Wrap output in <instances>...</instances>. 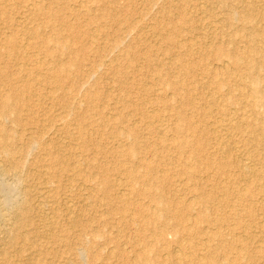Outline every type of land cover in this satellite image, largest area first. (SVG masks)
Wrapping results in <instances>:
<instances>
[{
  "label": "rangeland",
  "instance_id": "obj_1",
  "mask_svg": "<svg viewBox=\"0 0 264 264\" xmlns=\"http://www.w3.org/2000/svg\"><path fill=\"white\" fill-rule=\"evenodd\" d=\"M33 1L35 2V4H32ZM105 1L106 0H104V1L103 0H0V65H1L0 66V72L6 73L5 78H9V77H10V79L12 78L11 80L9 79V81H7V85H5V84L0 85V95L5 94L7 92V90L10 89V86H11V88L13 87L17 91L19 89H24V93L22 95H26V97L29 99L25 103V107L23 108L22 112H20L21 113L20 117L25 121V125L23 124V126L22 125L18 126V125L13 124L12 123V115L7 117L8 119L7 118L3 119V121H5V122H2V120H0V123L2 122L4 129L9 131V133L12 135V137H9L8 135H6V133L4 134L5 136L2 134L4 137L1 136L0 141L4 140L3 142H7L9 147H10V150L12 151V154H13L12 155V157H13L12 158L13 159L12 164L6 163L5 161H3L4 159L2 157H0L2 159V160L0 159L1 160L0 161V167H3V165H4L3 168H6V167L10 168V169L6 168V170H7V172L5 174L6 176L4 175V178L2 176L1 181H3V182L6 181V184L10 181L8 184H10V183L12 184L13 183V179H12L13 173L11 172L12 171L11 165H17V167L19 165L18 173H19V171H21L22 175L20 172L18 176H19V178L24 179V180L22 181L20 179L21 182L19 181L20 184H18V188L20 189V191H22L24 189L23 191H25V192L28 189V192H26L28 195L27 194L26 195H27V197L31 195L30 197H28L29 203H31V204H29V209H28L29 211H27L25 216H23L24 218L22 217L23 221H20V222H22L21 224L24 223V226L25 227L28 226V227L27 228L21 227V228H23V231L20 228L18 233L21 236L20 238H23V236H29L31 241H34V244H35V245L34 244L31 245L30 244L31 241H30V242H26V243H29V244H26L27 245L26 246L25 243L21 239H19L15 243L12 244L14 247H10L12 245H8L5 242L3 243V241H1L3 238L2 233H4V231L9 229V226H10L9 223H7V222H10L8 220L9 217L7 218L8 213L10 212L9 211L10 209L0 208V214L4 213L6 215L4 219L3 218L0 219V226H1L0 241L2 242V243L1 242L0 243L3 244V248H2V245L0 244V249H1L0 250V252H1L0 264H23V262H25L24 264H37V263L38 264H58V263L60 264V263H62V261H65L66 258H67V260H69L73 264H94V263L95 264H173V263L174 264H183V263L184 264H188V263L200 264V262L197 259H199V258L205 259L206 256L209 255V252H207V250L205 248L207 245L206 237L211 235L214 232V230H216V229H219L221 231V233L223 235V239L225 242H227V241L230 242L232 240L231 242L233 244H236V245L234 246V249H232L231 252L229 250V252H227V255L224 254L225 256L223 258L221 257V254H217V255L213 254V256L210 259L209 264H222V263L226 264V262H227V264H242V263L243 264H250V263H252V264H254V263L255 264L256 263L257 264H264V239H262V238H264V231H263L264 230V227H263L264 226V221H263L264 220L263 219L264 218V215H263L264 214V211H263L264 210L263 209L264 208L263 207L264 206V202H263L264 197H262L260 195H258L257 197L253 196V198H252L256 202V207H253L251 215H253V216L255 215L254 218H256V219H254L253 216L249 215L250 213L249 214L246 213V211H247L246 209H245V211H242L243 209H242V207H240L238 209V212L239 213L241 212V213L240 214L238 213V215H239V216H237L238 218L235 217L236 218L235 219L233 216H230V217H228L230 219L226 218V220H225L226 222L224 221L225 223L222 222L223 223L222 224L219 222V220H217L216 217L221 218V219L227 217L226 215L223 214V212L224 211L226 213L232 212L231 207L229 209H227V208L226 209H220V210H218V211H220V213H219L217 210L214 209L215 208L214 204L208 205V207H207V205L206 206H200V205L195 204L193 207V208H196L195 210L201 209L203 207H206V208L210 207V209L209 210L206 209V211H207V214L210 213L208 215L209 218L211 216L210 220H213L215 223H217V225H215L216 229H215L214 225H209L206 222H199L198 225H202V226H200V227L198 226L197 229L202 230V233L199 235L195 234V233L189 235V233H191V232H186L187 230H185V229H186V227L189 226L190 220L193 217L191 214V215H187L186 218L183 220V222H181L180 224L175 222V224H176L175 225L174 221H171V225H168L169 227H167V226L163 227L162 222H160V221H159V223H158V221H152L150 223V225L147 227V229H149V231L146 230V231L135 236V234H137V233H135L133 231L136 229V227L143 225V218L141 216L142 214L140 213L141 214L140 215V214L136 213L137 211H139L138 206L141 205L144 208V207L149 205L150 207L155 208V210H157L159 207V210H162L164 212H165V208L168 209L167 211H169V212H176L174 210L177 206L174 205L176 203L172 200H175V198H176L175 201L182 200L181 203H183V202L188 203L194 199L189 194L188 190H187V192H183V193L179 192L177 190L181 186L186 185V184H190V183L185 182V181H183V179H179L177 177L172 178L171 175L167 173L168 171L171 170L170 172H172V171L180 170L183 166H185V164H188V165L189 164H193V165L200 164L201 160L206 155L220 159L221 158L220 153H218L214 148H212V144L217 143L216 141H213L214 137L217 138V140H219L218 143H222L223 141L225 143L226 140H228L226 143L233 142L230 150L232 148H233V150H235L234 148L237 147L236 148L237 151L236 150L230 151L229 149L226 151L227 152L226 160L230 159V160L235 161L236 158L237 159L241 158L244 160V157L247 159L245 151H247L250 147L247 143H246L247 145H245L244 140H242V139L246 138L245 134L248 133V130L251 131L250 126H252V124H251L252 120L250 118L256 117L255 119H257L258 116H260V114H256L253 110H251L249 107H247V103L245 102L247 100H246V98H244L242 96V95H244V93L248 89V86L246 84L247 79H246V77H243L240 75L241 73L238 69H235L234 67L232 68L227 56L226 57H220L223 60L218 62V61H216L218 58L214 59V55L212 53L211 55L213 57H210L208 59L209 61L208 60L206 61L211 66L217 67L216 70H217L218 76H216V77H214L213 75H210V74L201 73L199 70H197L199 68L198 66L194 67L195 68V70H194L195 74H194V76H191V77L181 78V77H179V74H177L175 72V71H177V72L183 71L181 69V64L179 65L178 62L176 63L174 61L170 62L171 61L169 59L170 57L163 53L161 48L165 47L166 41H164V40L160 39V37H158V35L155 33L156 31L154 29V26L157 24L156 21L158 18L159 19L158 24L161 21L160 24L162 25V30H161L162 34L170 31V28H168L169 26L166 25V22L168 19H171V18L176 19V11L174 9H172L170 11V8H172V5H174L173 7H177V6L179 7L181 0H171V1L170 0H166V1L165 0H151V2H150V0L149 1L143 0L144 2L147 3V4L144 3L143 5L140 3V0H117V1L108 0V1H111V2L114 1V3L116 2L115 3L116 4L115 11L117 13L120 12L118 14L123 19L131 20V21H135V22H141L140 24L142 25V27H141L142 29L140 28L141 31L139 32L137 37L142 39L144 42H145V40L148 42L151 41L152 44L151 43H148V44L155 46V48L157 50V54L159 55L158 57H161L166 64L169 63L168 68H169L170 74H168V73L164 74L163 78L173 80L174 78L179 77V79H182V81H181L182 84H189L188 87H190V89H196L194 92V94L196 95V98H198L196 102H197V104H200L199 106H201L200 110H198V112H196V114L192 113L193 111L190 109V107L185 105V103H186V100L184 98L185 95H176V97H175L173 94H171L170 90H165L159 85L157 78L154 76V74L151 73V71H149L146 68V66L144 65V63H142V61H139L136 59H134V61H132V60L130 61L128 57L124 56L125 53H127L126 49H128V48L126 47V49H125V46L127 44L128 45L129 44L135 45V46H137L136 49H140V48H142L141 45H144L147 43L146 42L144 44H138L135 41H133L132 39L135 36V34H133V33L130 35V39L127 38L124 40L123 46H121V48H120V50H122V52L124 51L123 52L124 54L122 53V56H119L120 58H117L115 61H113L112 65H108V66L105 65V66L99 67L101 62L99 63L98 56H97L95 51L97 49H101V50L105 51V53H106L108 51L109 46H110V42L116 36L115 31L113 30V28H111L110 22L107 20V18H104L102 16L103 15L102 14L103 6L106 5V3H108V1H106V2ZM127 1H129L130 3H132L134 5L135 10H134V13H132V14L127 13L125 11V8H123V5H125L127 3ZM193 1L195 2L196 0H192V1L188 2L187 5L193 7V4H194ZM215 1H218V2L212 1V2L207 3L204 0V5H203V0L202 1L200 0L199 1L200 3H198V5H202L204 7L205 6L207 7L208 13L209 12L211 13L210 16H214L212 18H210L206 14L201 13L195 7H193L192 9L191 8L189 9L187 19L189 18L188 19L189 23L193 26V28L190 29V31L193 34H189L191 32L188 30L189 31V32L187 31L188 34L186 32H183L182 34H180L181 36L180 35L177 36L176 39L178 40V43L181 46L177 47L176 49L171 50L172 56L173 55L182 56V54H183L182 52H184V50H182L181 48H183V49L185 48L188 51L191 50V54L189 56L190 58L189 57H187V58L188 59H191V58L194 59V58L199 56L196 54V50L199 48H202L204 46L207 49H209V48L212 49L214 47L215 48L216 47L221 48V50H223L226 54H228V53L231 54L232 52L237 51V50L243 51V50H246V46H247L245 44V40H243V38H242L243 37L242 35L245 34V33H243V31L246 32V30L243 29V27H245V26L248 27L250 25H254L257 28H260V27L264 26V23H261L262 21L264 22V19L262 20L260 18H257L258 21L255 20L254 18L253 19L250 18V21L249 20L244 21L242 19L240 20V16H241V12H242L241 6H242V3L244 2V0H241V1L240 0H215ZM222 1H223V3H222ZM263 1L262 2L260 1L262 4H260V2L258 3L259 5H261L260 6V8H262L261 10H264ZM213 2H214V4H212ZM196 3H197V1H196ZM169 4H170V6H169ZM150 5H152V6L150 7ZM86 6H90V9L87 8L89 11L88 10L83 11V9L81 8V7L85 8ZM41 8H42V10H41ZM80 8H81V10L78 11V9H80ZM232 8L234 10L237 9L235 11L236 13H238L240 10V13L238 14V16L236 14L237 19L235 18V20H233L232 22H229L230 23V24L228 23L229 25H224V23L226 22L225 20L227 19V17H229V14H230L229 10H231ZM77 11H78V13H77ZM71 12H73V13H71ZM136 12H137V15H136ZM173 12H175V13L173 14ZM261 12L264 13V11H261ZM46 16H49L50 20ZM51 16H52V18H51ZM159 16H160V18H159ZM139 18H140V20H139ZM221 21H222L223 25L225 26V28L221 27L222 26V23H220ZM245 22L249 23V24L250 23H253V24H250V25L246 24L243 26V24H245ZM61 23H64V24L67 23L68 25L71 24V26H73V27L72 28L67 27L66 30H59V28H60L59 25ZM212 23H214L215 26ZM260 23H261V26L258 27ZM146 24H147V26H146ZM219 24L221 25L220 27L218 26ZM241 24H242V26H241ZM37 25H41L40 32H41L42 36H44V35L45 36L55 35L61 41L67 42L68 46L56 48L57 51L55 52V55H53V56L45 53V48L47 45H45L44 43L39 44L38 46H34V45L28 46V44L30 43V40L27 39V37L25 36L23 31L25 29L33 30L35 27H37ZM241 27H242V29H241ZM78 28H80V30H77ZM77 31H80L81 33L77 32ZM214 31H216L217 33ZM237 31H242V32H237ZM84 32H85V34H84ZM86 32H87V34H86ZM202 32H203V34H202ZM194 33H195V35H194ZM213 33H214V35H212ZM219 33L221 34L219 36V38L214 37V36L219 35ZM222 33H223V35H222ZM240 33H241V35H240ZM88 34H93L94 38L91 39V37H88ZM188 35H189V37H188ZM230 35L231 36L233 35V36L230 38ZM236 35L238 36L237 38H236ZM239 35H240V37H239ZM8 37H12L11 43L6 42ZM204 37H207V38L205 39ZM5 38H6V40H4ZM232 38H235V39L230 40ZM38 40H40V39H38ZM219 40H221V41H219ZM258 43L260 45V43H263V42L261 39H258L257 44ZM195 44H196V47L194 46ZM187 45H189V46H187ZM186 47H188V48H186ZM84 48L86 49V53H85V58L83 61V63H84L83 67L79 70V72H78V69L76 68V73L73 72V74L71 75L75 78V75L78 73V78H75V80L73 78L74 81H72V78L68 77L69 76V74H68V76L63 77L62 82L60 84L58 83L59 85L57 86L56 81H55L56 77L61 75L57 71L58 65L60 63H67L72 57H74L73 55L75 53L78 54V52ZM234 49H237V50H234ZM223 51H221V52L223 53ZM158 52H160V53H158ZM221 52L218 51L217 56L219 54H221ZM191 55H192V57H191ZM220 58L218 60H220ZM222 62L223 63L225 62V63L223 64ZM175 63L177 64V66L178 65L180 66L179 69H176ZM89 64H91V65L94 64V65L91 68H88ZM152 64L153 63H150V65H147V67L150 68V70H152L154 68V65H152ZM172 64H173V66H172ZM220 66L221 67L223 66L226 71L222 70V69L220 70L219 69ZM182 67H183V65H182ZM123 69H125L128 72V75L125 76L124 74H122ZM33 72H35V73H33ZM71 72H72V70H71ZM83 73L84 74L88 73L87 75H84L85 78L83 76H81ZM173 73H175V74H173ZM9 74L12 76L8 77ZM43 76H45L44 77L45 80L41 79V77H43ZM262 82L264 83L263 80H262ZM262 82H261V87L263 88L264 84ZM72 85H75L74 88H72ZM241 93H243V94H241ZM16 94L21 95V93L20 94L16 93ZM14 95H15V93H14ZM65 95H72L71 96L72 99L68 100L69 103L71 102V105H73L72 108H70V109L68 107H66V104H65L66 101H65V99H63V97ZM230 95L237 97V98H239V100H241V102H240L241 104L238 103V106L240 105L243 107V104H244L245 107L239 108L238 106L236 107V104L235 105L229 104L230 103L229 101H231V98H232ZM161 97H163L162 99L164 101L163 102L164 106L162 105L163 103H160L161 101L159 99H161ZM208 97L210 99L215 98L217 103L214 104V107H210V112H209L208 116L204 119L205 126H207V127L203 128V130H201L200 128H197V130L195 129L194 132L189 131L186 128L185 123L197 122V120H195L194 118L197 119V116L200 115V113H203V111L205 112L204 109H205L206 105L205 104L203 105L202 103L204 102L207 104V100H209ZM123 99L130 100L139 106L142 105L141 107L146 111V113L148 115L150 112H151L150 115L158 114V116L161 117V120L157 123V128H159V131L162 128L164 130H166L168 132L167 137H169V138L173 137V132L171 129L173 127H175V125L178 123L177 119H176V112H175L177 107H180L182 114L186 118L183 124L179 123V124H177V126L182 125V129L180 130V133L182 135H184L183 137L185 140H187L188 142L191 143V145L193 147L192 152H191V149H188V148H185V150L183 149L182 151H178V150L172 149L171 146L169 147V149H166L165 151L160 152L159 149L152 146V144L154 145V142L147 141V143H149V145H148L145 141L140 140L139 144H141V146L143 147V150H145V152H143L141 154L136 152L135 156L132 158H129L128 160H126L125 158H117V160L119 162H121L122 165L134 166L136 168V170L139 172H142L141 171L142 168L140 167V159H144V157L146 159L147 164H151L152 166L155 165L154 167H157L160 164L159 163L160 158L168 159V162L170 164H169V166H167V168H168L167 172L166 173L160 172V170L158 169L159 172L157 174L154 173L153 176H155L156 178H161V179L165 177L164 179H166V183H168L169 185L168 184L164 185V184H160V183L155 184V183L151 182L150 183L151 186L150 185L146 186L150 189L151 192L154 191L155 194H157V195L160 194V196H162V197L169 198L170 201L168 199V203H162V205H161V203L153 204V203H151L152 202L151 200H149L148 198H146L144 196L137 195L135 192H132V190L130 192H129V190H126L127 188L123 189V190L122 189L119 190L117 185H119L121 182L124 184L125 183L129 184L128 180L126 179L125 175H123V174H119V175H117V173H114L113 175H111L112 173L109 174V179H108L107 183L110 184L112 188L110 191H104V189L102 188L103 181L101 178V173H99L97 171L98 168L95 170L93 169V171H91L90 164H92V165L96 164V166H97V163L98 164L101 163L100 166H104V165L109 166L108 157L110 155H108V154L100 155L99 153H97V148L103 147L102 150H108L111 147H117L118 145H119V147H123L125 145L124 142L116 141V140L106 136L114 129L115 125L113 124L114 123L113 118L115 117L116 114L122 112V114L125 116V124L123 126H130V128L132 126L134 128H137L140 131V133H143V129H142L141 125L136 122V120L138 119V114H133L131 111V108H129V107L122 108L118 103L116 104V101L123 100ZM199 100H201V103ZM239 100H238V102H239ZM154 101H156L159 104L157 105V103H154L156 106L154 104L150 105ZM202 106L204 107V109ZM229 106H230V108H229ZM221 108H223L225 110H222ZM237 108H239L240 110ZM67 109H68V111H66ZM229 109H231V110H229ZM234 111L235 112L238 111V112L235 113ZM28 112H30V113H28ZM209 115H211V116H209ZM55 116H56V118H55ZM68 116H70V117H68ZM105 116H106V118H105ZM108 116H110L111 118ZM236 116H237V119H236ZM53 118H55V119H53ZM209 118H211V120H209ZM215 118L220 119L219 123H218L220 130L219 129L217 130L216 136L213 132H211L213 134H210L209 132H207V130H209L210 125H213ZM246 118L249 121V125H248V121L246 120ZM230 119L232 121H230ZM233 120H234V122H233ZM7 121H8V123H7ZM39 121L40 122L42 121L43 123H40ZM62 121H64V122H62ZM207 122L209 125H206ZM49 123L52 127H50V126L48 127ZM220 123L221 124L223 123V124L221 125ZM229 123L231 125L233 123L239 124L240 126L243 125L241 128H243L244 131L243 130L237 131L234 129H232V130L227 129L226 127H228L230 125ZM108 125H110V126H108ZM6 126H7V128H6ZM55 127H57V128H55ZM220 127H223V128H220ZM13 128H15V129H13ZM31 129L36 131V132H34V131L32 132ZM37 129H38V131H37ZM27 130L29 132H27ZM96 130H98V133H100L104 136L102 138H100L99 135L96 133ZM225 130H227V131H225ZM54 131H55V133H54ZM36 133L39 136L38 137L36 136L34 138H36V139L40 138V139H42V142L38 146L33 147L32 148L33 150H31V153L27 152V150H24L25 147L27 146L26 144H28L29 138L30 137L33 138V136ZM43 133H45V134H43ZM240 133H242L244 135L240 136ZM47 134L49 136V139H47L48 138ZM231 134H232V136H231ZM55 135H56V137H55ZM218 135L220 138H218ZM26 136H28L27 139H26ZM203 136H205V141H202L201 148L198 149V147L196 145L193 146V144L196 141V138L203 137ZM192 137L193 138L195 137V140ZM223 138H227V139H223ZM80 139H82V140H80ZM107 139H109V140H107ZM192 139L194 140L193 142L191 141ZM51 140L54 142H52ZM233 140H235V141H233ZM240 140H242V141H240ZM84 141L87 142V146H85V147L82 146V145H85ZM18 142H20L22 144H20ZM235 143L236 144L238 143L237 146ZM51 144H53V145H51ZM11 145L13 148L11 147ZM243 145H244L245 149L247 147V150H245L243 148ZM56 147H58V148H56ZM262 147L261 146L258 147L259 148L258 149L259 154H261L258 156H260V157L257 156V159L254 158L253 159V160H255L254 162H253L252 158L249 160L247 159L250 162H248L247 160H244V162L247 163V165H249V163H250V165L252 167L255 166L257 162L259 163V161L256 162V160H258L262 156H264L263 155L264 150ZM59 149L65 150V152H67L65 154L68 156H69V154H71L70 156L72 158H70V156H69L71 162L74 163V165L76 166V168L79 171L81 170L80 172L82 173V175L80 173V174H78V176L70 179L66 172H62L60 170V166H59V162H58L59 157L57 154V151ZM239 149H241V150H239ZM152 150H155L158 153L153 154ZM243 150H244V152H243ZM261 152H263V153H261ZM239 153H241V157L239 156L240 155ZM35 154H37V155H35ZM43 154H44V156L42 157ZM75 154H76V156H75ZM244 154H245V156H244ZM14 157H16V158H14ZM22 157H23V159H22ZM197 157H199V158H197ZM76 158H78L79 160ZM38 159H40V160H38ZM14 160H15V162H14ZM52 160H53V163H52ZM54 162H56V163L54 164ZM1 164H2V166H1ZM259 164H261V163H259ZM259 164H257V165L260 166ZM22 165H24V166H22ZM53 165H55V166H53ZM258 166H257V168H259ZM44 167L45 168L48 167V168L45 169ZM50 167H51V169H49ZM231 169H232L231 171L235 173L236 168L232 167ZM50 170H52L51 174H50ZM57 170L59 172H57ZM192 170L197 171L195 175H198L201 178L202 183H205V182H216L217 183V181H218V179H215V176L212 172H209V171L207 172V171H203V170L202 171L196 170L194 167ZM56 173H58V174H56ZM43 174L47 175L46 179H45V176H42ZM60 175H61V177H63V175H64L66 178L64 177L62 179V178H60ZM202 176H204V177H202ZM223 176H226V174ZM223 176H221L220 182L222 184L224 183L225 185L227 184L229 186H232L233 185L232 184L233 183L232 178L228 177L229 179H227L226 177L228 175L226 177H223ZM87 177L90 179H88ZM57 178H59L61 180H59V179L57 180ZM180 178H185V177L182 176ZM203 178H204V180H202ZM230 178H231V180H230ZM73 180H74V182H73ZM88 180H90L89 181L90 184H89ZM228 180H230V182ZM57 181L60 182L61 185ZM66 181H68V182H66ZM83 181L86 183H84ZM179 181H181V182H179ZM222 181H224V182H222ZM50 182L51 183L54 182L53 183L54 186H53V184H50ZM87 182H88V184H87ZM130 182H131V185H133L136 188H140V186L145 187V185H143V183H145V182L142 180L139 181V180L133 179L132 181L130 180ZM259 183L256 182V185H258ZM55 184H56L57 189L60 188V189H58V191L60 190L62 192L59 191L57 193V189H55ZM91 184H92V186H91ZM39 185H41V186H39ZM63 185H65V186L68 185V186H66L67 187L66 188ZM95 185H98V186H95ZM262 185H264V184H262ZM20 186H23L24 188L20 187ZM51 186H52V188L54 187L53 196H52ZM78 186H79V188H78ZM188 186L186 185V187H188ZM240 186L242 187L241 189H240ZM243 186H244L243 182L238 180V182H235L232 187H234L233 190H239L240 189L239 191H242V189H243V192H244L245 188ZM62 187L66 188V189H68V188H70V189L66 190L64 188L62 189ZM82 187H84L83 190H82ZM36 188L37 189L39 188L38 191ZM175 188H177V189H175ZM88 189L91 191L86 192ZM35 190L37 193L35 192ZM92 190H93V192H92ZM66 191L67 192L69 191L71 197H70L69 193H67ZM79 191H81V192H79ZM34 192H35V194H34ZM38 192H40L41 194ZM190 192L194 193L193 191H191V187H190ZM81 193H83V194H81ZM115 193H117V194H115ZM120 193L125 194V197H127L128 199L131 200V208L126 211L127 216H128L127 218H125L124 216H119V214H113L112 213V209H114L116 206H118L115 203V198L118 197L119 195H121ZM48 194H50V196H48ZM37 195H39V196H37ZM54 195L58 199H55ZM259 196H260V198H258ZM31 197H33V198H31ZM50 197H51V199H49ZM82 197H84V198H82ZM90 197H91V199H89ZM110 197L113 199L112 200L109 199ZM179 197H180V199H179ZM72 198H74V200H76V201L70 200ZM52 199H54V200H52ZM249 200H250V198H249ZM249 200L246 201L245 203L243 202V206H244V204L246 205L249 202ZM53 201H55V202H53ZM86 201H88V202L90 201L91 205L87 204L88 202H86ZM61 202H62V204H61ZM69 202H71V203H69ZM35 203H37V204H35ZM258 203L260 206L258 205ZM48 204H50V205H48ZM53 204L56 206H54ZM67 205H68V207H67ZM82 205H84V206H82ZM95 205H96V207H95ZM51 206H52V208H51ZM74 206H76V207H74ZM77 206H79V207L77 208ZM254 206H255V204H254ZM46 207H48V208L46 209ZM82 207H84V208L81 209ZM30 208H32L33 210ZM50 208H51V210L52 209L53 210L51 211ZM75 209H77V210H75ZM94 209H95V211H94ZM170 209H172V210H170ZM254 209H255V211H254ZM3 210H5V211H3ZM86 210L88 211V214H87ZM105 210H106V212H105ZM256 210H257V212H256ZM261 210L263 211V213L261 212ZM30 211L32 213L28 214V215H30V217H29L27 215V213H30ZM37 211H39L40 213ZM56 211H60V212H56ZM61 211H63V212L61 213ZM64 211H66V213H64ZM5 212H7V213H5ZM80 212H81V214H80ZM169 212H168V214H169ZM58 213H60V214H58ZM71 213H72V215L75 213L74 215H76V216L80 215V216H78V217H80V219H78L79 226L71 227L70 228L71 230H70L68 228L69 224H67V223H68V215H71ZM242 213H244V214L242 215ZM48 214H50V215H48ZM52 214H54V215H52ZM56 214H58V216H56ZM221 214H222V216H220ZM64 215L67 217L65 218ZM258 215H260V217ZM61 216H64V218ZM247 216H249V218ZM6 218H7V220H6ZM27 218H28V220H27ZM37 218L38 219L40 218V219L38 220ZM53 218L54 219L56 218L57 221L59 219L58 222L62 223L61 226L64 229L63 234L65 235V237L70 236V238L67 237L68 239L67 238L65 239L63 237L64 238L63 243L59 242V243L52 244V243H49L47 241V239H45V238L41 237V238L37 239V238H35V236H37V235L34 236L35 233H38V232L40 233V230L42 228V226H41L42 221L41 220L53 219ZM122 218H124V219H122ZM240 218L241 219L243 218L242 220L244 222L241 221ZM31 219L33 220L32 223H30ZM64 219H66V220L64 221ZM106 219H108V220L106 221ZM250 219H251V221H250ZM24 220H26V221H24ZM60 220H62V221H60ZM100 220L103 222V224H102V222H100ZM132 220H134V222H131ZM232 221H235V222H232ZM252 221H254V222L252 223ZM259 221H260V223H259ZM186 223H189V224H186ZM204 223H205V225H204ZM238 223L241 226L243 224L247 226L248 229L246 230V233L241 230L242 228ZM261 223H262V228H263L262 230L259 227V225ZM5 224H7V225H5ZM25 224H27V225H25ZM91 224L95 225L96 227L92 226ZM33 225H35V226H33ZM36 225L39 228L37 227V229H36ZM89 225L92 226L93 228L90 227ZM249 225H250V227H249ZM172 226H174V227H172ZM238 227H239V229H238ZM33 228L36 229V232ZM162 228H164L163 230L165 231L163 239L159 242H151V245L148 246L147 243L150 241L149 240V234L151 235L153 232L162 231ZM234 228L237 230H235ZM251 228H252V230H251ZM38 229H39V231H38ZM258 229L260 232H258ZM210 230H211V232H210ZM229 230L232 232L237 231V232H235L237 234H235V233L233 234ZM22 232H24V233H22ZM30 232H31V235H29ZM76 232H78V234H76ZM249 232L252 234L250 235ZM238 233L239 234L241 233V234L239 235ZM258 233H259V235H258ZM63 234L61 236H63ZM73 234H75V235H73ZM260 234L261 235L263 234V235L261 236ZM32 235H33V237H30ZM258 236H260L261 238L259 237L257 240H254V243H253V238L256 239V237H258ZM109 237H111V238H109ZM106 238H109V239L107 240ZM196 239H198V240H196ZM201 239H203V241ZM233 239L235 240V242H233ZM237 239H238V241H237ZM246 239H247V241H245ZM73 240H74V243L71 242ZM81 240L83 241V244L86 247H88V251L84 254H80V252H79V250H80L79 248L81 247V245H80ZM19 241H21L22 243ZM94 241H96V242H94ZM241 241H243V242H241ZM64 243H66V244H64ZM78 243H79V245H78ZM4 244H6V245H4ZM68 244L72 245V246H69ZM213 244H215V241H213ZM244 244H246V245H244ZM66 245L69 247H67ZM94 245H96V246H94ZM256 245H258L259 248H257L258 246H256ZM7 246L10 249H7ZM74 247H77V249ZM95 247H96V250H95ZM236 247H237V249H235ZM243 247L245 249L243 251H240V249H242ZM250 247H251V249H250ZM69 248H70V250H69ZM90 248H94V249H90ZM112 248H113V250H112ZM138 248H140V249H138ZM145 248L147 249V251ZM5 249H7V250H5ZM16 249L18 252L16 251ZM36 250H37V252H36ZM7 251L9 253H7ZM244 251L246 253L245 255H244ZM11 252L13 253V256H12ZM15 252L17 253V256H20V257H16ZM64 252L66 255H64ZM58 253H59V255H57ZM71 253H73V254H71ZM181 253L183 254V256ZM206 253H207V255H206ZM253 253H255V254H253ZM9 254H10V257H9ZM31 254H33V255H31ZM253 255H254V258L251 257ZM33 256H35L37 259L33 258ZM47 256H48V258H47ZM79 256H81V257H79ZM28 257L30 259H28ZM78 257H79V259H77ZM94 257H96V258H94ZM221 258L223 261L221 260ZM26 259H27L28 263L26 262ZM130 259L132 262L130 261ZM178 259H180V260H178ZM248 259H249V261H248ZM22 260H25V261H22ZM32 260H35V261H32ZM45 260H47L48 262H45Z\"/></svg>",
  "mask_w": 264,
  "mask_h": 264
},
{
  "label": "bare ground",
  "instance_id": "obj_2",
  "mask_svg": "<svg viewBox=\"0 0 264 264\" xmlns=\"http://www.w3.org/2000/svg\"><path fill=\"white\" fill-rule=\"evenodd\" d=\"M104 1V0H103ZM106 1H108V0H106ZM105 1V2H106ZM115 1H117V0H115ZM149 1V0H148ZM166 1V0H165ZM171 1V0H170ZM190 1H192V0H181V3H180V5H179V7L177 6V7H173L174 5H172V8H170V11L172 10V9H174L175 11H176V19L175 18H171V19H168L167 20V22H166V25H168L169 27L168 28H170V31H168V32H166V33H164V34H162V25L160 24L161 23V21H160V23L158 24V21H159V19L157 18V24L154 26L153 24V26H154V29H155V33L158 35V37H160V39H162V40H164V41H166V45H165V47L163 48H161L162 49V51H163V53L165 54V55H168L170 58V62H178V64L180 65L181 64V69L184 71H182V72H177V71H175L177 74H179V77H181V78H185V77H191V76H194V70H195V68L194 67H196V66H198L199 68L197 69V70H199L201 73H203V74H210V75H213L214 77H216V76H218V73H217V67H215V66H211L210 64H208L206 61L210 58V57H213L211 54L213 53V55H214V59H216V58H220V57H228V59H229V62H230V64H231V66H232V68L234 67L235 69H238L239 71H240V75L241 76H243V77H246V79H247V82H246V84H247V86H248V89H247V91L244 93V95H242L244 98H246V100L247 101H245L246 103H247V107H249L251 110H253L256 114H260V116H258V118L257 119H255L254 117L252 118H250L251 120V124H252V126H250L251 127V131H249L248 130V133L247 134H245L246 135V138H244V139H242V140H244V143H245V145H249V149L247 150V147H246V149H245V147H244V145H243V148L245 149V150H247V151H245V153H246V157H247V159L249 160V159H251L252 158V160L255 158V159H257V156L258 155H261V154H259V146H263L262 148H263V150H264V87L262 88L261 87V82H262V80L264 81V26L263 27H260L261 26V23H264L263 21L259 24V26L258 27H260V28H257V27H255L254 25H250V24H253V23H246L245 22V24H243V26L244 25H246V24H249L250 26H245V27H243V29H245L246 30V32H244L243 31V33H245V34H243L242 36V38H243V40H245V44L247 45L246 46V50H243V51H240V50H237V49H234V50H237V51H234V52H232L231 54H226L223 50H221V48H212V49H207V48H205V46L204 47H202V48H199V49H197L196 50V54L197 55H199L198 57H196V58H194V59H188L187 57H189L190 56V54H191V50L190 51H188L187 49H183V48H181L182 50H184V52H182L183 54H182V56H178V55H171V50H173V49H176L177 47H180L181 45L178 43V40L176 39L177 38V36L178 35H180V34H182L183 32H186L187 33V31L189 30L190 31V29L191 28H193V26L189 23V18L187 19V16H188V13H189V9L191 8H193V7H195L198 11H200L201 13H203V14H206V15H208L210 18H212V17H214V16H210L211 15V13L209 12L208 13V11H207V7L205 6H202V5H198V3H200L198 0H196L197 1V3H196V1L194 2L193 1V7H191V6H188L187 4H188V2H190ZM202 1V0H201ZM207 3L208 2H212V1H214V2H218V1H215V0H205ZM241 1V0H240ZM239 1V2H240ZM262 2L263 0H244V2L242 3V6H241V16H240V20L242 19V20H244V21H247V20H249L250 21V18L251 19H255V20H257V18H260V19H264V13L263 12H261V11H264V10H261L262 8H260V6L261 5H259L258 3L259 2ZM150 2H151V0H150ZM164 2V1H163ZM214 2L212 3V4H214ZM221 2V1H220ZM260 2V4H262ZM116 3V2H115ZM114 3V1H108V3H106V5H104L103 6V12H102V16L104 17V18H107V20L110 22V25H111V28H113V30L115 31V33H116V36H115V38L114 39H112V41L110 42V46H109V48H108V51L105 53V51H103V50H101V49H97L95 52H96V54H97V56H98V61H99V63L101 62V64L99 65V67L101 66H105V65H112L113 64V61H115L117 58H120L119 56H122V53L124 52H122V50H120V48H121V46H123V43H124V40L125 39H127V38H129L130 39V35L133 33V34H135V36L133 37V41H135L136 43H138V44H144V43H146V44H144V45H141L142 46V48H140V49H136V47L137 46H135V45H132V44H127L126 46H125V49H126V47L128 48V49H126V51H127V53H125V55L124 56H126V57H128L129 58V60L131 61H134V59H136V60H139V61H142V63H144V65L146 66V68L149 70V71H151V73L152 74H154V76L157 78V81L159 82V85L163 88V89H165V90H170V92H171V94H173L175 97H176V95H185V100H186V103H185V105L186 106H189L190 107V109L193 111L192 113H194V114H196V112H198V110H200V108H201V106H199L200 104H197V99L198 98H196V95L194 94V92H195V90L196 89H190V87H188L189 86V84H182V79H179V77L178 78H174L173 80H171V79H164L163 77H164V74H170V72H169V63L168 64H166L165 62H164V60L161 58V57H158L159 55L157 54V50H156V48H155V46L154 45H150V44H148V43H151L152 44V42L150 41V42H148V41H146L145 40V42L142 40V39H140V38H138L137 36H138V34H139V32L141 31V27H142V25L140 24L141 22H135V21H131V20H125V19H123L118 13H120V12H116L115 11V8H116V4ZM140 3L143 5L144 3H146V2H144L143 0H140ZM149 3V2H148ZM173 3V2H172ZM222 3H223V1H222ZM263 3H264V1H263ZM32 4H35V2L33 1L32 2ZM115 4V5H114ZM147 4V3H146ZM179 4V3H178ZM202 4V3H201ZM81 5V4H80ZM102 5V4H101ZM190 5V4H189ZM203 5H204V0H203ZM152 5H150V7H151ZM165 6V5H164ZM169 6H170V4H169ZM209 6V5H208ZM222 6V5H221ZM34 7V6H33ZM219 7V6H218ZM263 7V6H262ZM38 8V7H37ZM47 8V7H46ZM82 9H83V11H87L88 9L87 8H89L90 9V6H86L85 8H83V7H81ZM81 8L80 9H78V11L79 10H81ZM123 8H125V11L127 12V13H134V10H135V8H134V5L132 4V3H130L129 1H127V3L125 4V5H123ZM237 8V7H236ZM168 9V8H167ZM41 10H42V8H41ZM93 10V9H92ZM117 10V9H116ZM164 10V9H163ZM237 10V9H236ZM236 10H234L233 8L231 9V10H229L230 11V14H229V17H227V19L225 20L226 22L224 23V25H229L230 23L229 22H232L233 20H235V18H236V14H237V16H238V14L240 13V10H239V12L238 13H236L235 11ZM78 11H77V13H78ZM89 11V10H88ZM143 11V10H142ZM164 12V11H163ZM36 13V12H35ZM71 13H73V12H71ZM88 13V12H87ZM165 13V12H164ZM175 12H173V14H174ZM40 14V13H39ZM38 14V15H39ZM44 14V13H43ZM141 14V13H140ZM172 14V15H173ZM136 15H137V12H136ZM144 15V14H143ZM165 15V14H164ZM53 16V15H52ZM52 16H51V18H52ZM162 16V15H161ZM46 17H48V19L50 18L49 16H46ZM173 17V16H172ZM60 18V17H59ZM159 18H160V16H159ZM61 19V18H60ZM156 19V18H155ZM237 19V18H236ZM50 20V19H49ZM100 20V19H99ZM103 20V19H102ZM133 20V19H132ZM139 20H140V18H139ZM138 20V21H139ZM163 20V19H162ZM217 20V19H216ZM239 20V19H238ZM106 21V20H105ZM220 21V20H219ZM243 21V22H244ZM258 21V20H257ZM241 22V21H240ZM220 23H222V21L220 22ZM229 23V24H228ZM144 24V23H143ZM214 26H215V24L214 23H212ZM223 25V23H222V26L219 24L218 26L220 27H222V28H225V26ZM146 26H147V24H146ZM165 26V25H164ZM163 26V27H164ZM213 26V27H214ZM241 26H242V24H241ZM255 28H254V27ZM59 30H66V28L68 27V28H72L73 26H71V24L70 25H68L67 23L66 24H64V23H61L60 25H59ZM76 27V26H75ZM144 27V26H143ZM227 27V26H226ZM247 27V28H246ZM40 28H41V25H37V27H35L33 30H28V29H25L24 31H23V33L25 34V36L27 37V39L28 40H30V43L28 44V46H38L39 44H42V43H44L45 45H47L46 46V48H45V53H47L48 55H51V56H53V55H55V52L57 51L56 50V48H58V47H67L68 46V43L67 42H63V41H61L59 38H57L55 35H53V36H42V34H41V32H40ZM81 28V27H80ZM80 28H78L77 30H80ZM141 28V29H140ZM216 28V27H215ZM214 28V29H215ZM241 29H242V27H241ZM216 30V29H215ZM240 30V29H239ZM188 31V32H189ZM77 32H79V33H81L80 31H77ZM191 32V31H190ZM214 32H216V31H214ZM237 32H242V31H237ZM199 33V32H198ZM207 33V32H206ZM211 33V32H210ZM217 33V32H216ZM52 34V33H51ZM84 34H85V32H84ZM86 34H87V32H86ZM151 34V33H150ZM188 34V33H187ZM189 34H193L192 32L191 33H189ZM202 34H203V32H202ZM238 34V33H237ZM194 35H195V33H194ZM212 35H214V33L212 34ZM221 34L219 33V35H217V36H214V37H217V38H219V36H220ZM222 35H223V33H222ZM240 35H241V33H240ZM240 35H239V37H240ZM94 35L93 34H88V37H91V39H93L94 37H93ZM181 36V35H180ZM179 36V37H180ZM184 36V35H183ZM191 36V35H190ZM193 36V35H192ZM202 36V35H201ZM233 36V35H232ZM231 35H230V38L232 37ZM152 37V36H151ZM188 37H189V35H188ZM197 37V36H196ZM203 37V36H202ZM238 36L236 35V38H237ZM142 38V37H141ZM156 38V37H155ZM181 38V37H180ZM201 38V37H200ZM199 38V39H200ZM205 39L207 38V37H204ZM38 39H40V40H38ZM233 39H235V38H232V39H230V40H233ZM258 39H261L262 40V42L263 43H260V45H259V43L257 44V41H258ZM4 40H6V38L4 39ZM152 40V39H151ZM219 41H221V40H219ZM6 42H9V43H11L12 42V37H8L7 38V41ZM21 42V41H20ZM93 43V42H92ZM2 44V43H1ZM218 44V43H217ZM187 46H189V45H187ZM192 46V45H191ZM195 47H196V44L194 45ZM218 46V45H217ZM140 47V46H139ZM184 47V46H183ZM186 48H188V47H186ZM198 48V47H197ZM234 48V47H233ZM232 48V49H233ZM158 49V48H157ZM191 49V48H190ZM196 49V48H195ZM231 49V50H232ZM218 51H223V53L221 52V54H219L218 56H217V54H218ZM88 52V51H87ZM179 52V51H178ZM194 52V51H193ZM210 52V53H209ZM231 52V51H230ZM85 53H86V49L84 48V49H82V50H80L79 52H78V54L77 53H75L73 56L74 57H72L67 63H60L59 65H58V67H57V71L61 74V75H59L58 77H56V85L58 86L61 82H62V79H63V77H65V76H68V74H69V76L68 77H70V78H72V81H74L75 80V78H78V73L75 75V78L73 77V76H71L72 74H73V72H75L76 73V68L78 69V72H79V70L83 67V61H84V58H85ZM158 53H160V52H158ZM124 54V53H123ZM193 54V53H192ZM195 54V55H196ZM180 55V54H179ZM194 55V56H195ZM5 56V55H4ZM3 56V57H4ZM161 56V55H160ZM216 56V57H215ZM164 57V56H163ZM191 57H192V55H191ZM61 58V57H60ZM59 58V59H60ZM190 58V57H189ZM63 59V58H62ZM216 60V61H222L223 59H221L220 58V60ZM122 61V60H121ZM126 61V60H125ZM209 61V60H208ZM213 61V60H212ZM57 62V61H56ZM180 62V63H179ZM150 63H153L152 65H154V68L152 69V70H150V68H148L147 67V65H150ZM175 63V67H176V69H179V65L177 66V64ZM223 63V62H222ZM225 63V62H224ZM223 63V64H224ZM11 64V63H10ZM40 64V63H39ZM57 64V63H56ZM174 64V63H173ZM173 64H172V66H173ZM94 65V64H93ZM93 65H91V64H89V67L88 68H91ZM171 65V64H170ZM182 65H183V67H182ZM1 66V65H0ZM25 66V65H24ZM230 66V65H229ZM21 67V66H20ZM174 68V67H173ZM20 69V68H19ZM53 69V68H52ZM220 70L222 69V70H225V68L222 66H220V68H219ZM71 70H72V72H71ZM24 71V70H23ZM226 71V70H225ZM27 73V72H26ZM33 73H35V72H33ZM172 73V72H171ZM28 74V73H27ZM30 74V73H29ZM88 74V73H87ZM87 74H82L81 76H83L84 77V75H87ZM122 74H124L125 76L126 75H128V72L125 70V69H123V71H122ZM173 74H175V73H173ZM5 75H6V73H4V72H0V85H2V84H5V85H7V81H9V79H10V77L9 76H12V75H8V77L9 78H5ZM36 75V74H35ZM63 75V76H62ZM163 75V76H162ZM170 76V75H169ZM207 76V75H206ZM45 76H43V77H41V79L42 80H45V78H44ZM82 77V78H83ZM171 77V76H170ZM175 77V76H174ZM25 78V77H24ZM73 78H74V80H73ZM85 78V77H84ZM12 79V78H11ZM10 79V80H11ZM67 79V78H66ZM84 80V79H83ZM50 81V80H49ZM59 83V84H58ZM263 83V82H262ZM64 84V83H63ZM264 84V83H263ZM10 86V85H9ZM74 86L75 85H72V88H74ZM78 86V85H77ZM54 87V86H53ZM188 87V88H187ZM64 90V89H63ZM66 91V90H65ZM77 91V90H76ZM79 91V90H78ZM6 92V91H5ZM14 93H15V95H14ZM16 93H21V95H17ZM24 93V89H19L18 91L15 89V88H11V86H10V89H8L7 90V92L5 93V94H3V95H0V120H2V122H5V121H3V119H5V118H7V117H9L10 115H12V123L13 124H15V125H22L23 126V124L25 125V121L20 117L21 116V113L20 112H22V110H23V108L25 107V103L29 100L27 97H26V95H22ZM199 93V92H198ZM82 94V93H81ZM241 94H243V93H241ZM198 95V94H197ZM71 96L72 95H65L64 97H63V99H65V104H66V107H68L69 109L70 108H72V106L73 105H71V102L69 103V101L68 100H70V99H72L71 98ZM231 96V95H230ZM34 97V96H33ZM199 97V96H198ZM232 97V98H231ZM230 98H231V101H229L230 103L229 104H236V107L238 106V103H240L241 102V100H239V98H237V97H234V96H231ZM59 98V97H58ZM163 97H161V99H162ZM178 98V97H177ZM209 98V97H208ZM91 99V98H90ZM161 99H159L161 102L160 103H163L164 101H163V99L161 100ZM224 99V98H223ZM49 100V99H48ZM206 100V99H205ZM225 100V99H224ZM238 100H239V102H238ZM115 101V100H114ZM176 101V100H175ZM200 101V103H201V100H199ZM55 102V101H54ZM59 102V101H58ZM226 102V101H225ZM119 104L122 108H125V107H129V108H131V111H132V113L133 114H138V119L136 120V122L137 123H139L140 125H141V127H142V129H143V133H140V131L137 129V128H134V127H132L131 126V128H130V126H123L124 124H125V116L122 114V112H120V113H118V114H116L115 115V117L113 118L114 120H113V124L115 125L114 126V129L108 134V135H106L107 137H110V138H112V139H114V140H116V141H120V142H124L125 143V145L123 146V147H119V145L117 146V147H111V148H109L108 150H102V148H97V153H99L100 155H105V154H108V155H110L109 157H108V161H109V166H107V165H104V166H100V164H98L97 163V166H96V164L95 165H92V164H90V168H91V171H93V169L95 170V169H97V171L99 172V173H101V178H102V181H103V184H102V188L104 189V191H110L111 190V185L110 184H108L107 183V181H108V179H109V174H111V175H113L114 173H117V175H119V174H123V175H125V177H126V179L128 180V183L130 184H124V183H120L119 185H117L118 186V189L119 190H123V189H126V190H129V192L132 190V192H135L137 195H141V196H144V197H146V198H148L149 200H151L152 202L151 203H153V204H155V203H161V205H162V203H168V199L169 198H165V197H162V196H160V194L159 195H157V194H155V192L154 191H150V189L148 188V187H146V186H148V185H150V183L151 182H153V183H160V184H168V183H166V179H164V178H156L155 176H153V174L155 173V174H157L159 171H158V169L160 170V172H167V170H168V168H167V166H169V162H168V159H166V158H160V160H159V165L157 166V167H154V166H152L151 164H147V162H146V159H145V157H144V159H140V167L142 168V172H139V171H137L136 170V168L134 167V166H125V165H122L121 164V162H119L118 160H117V158H125L126 160H128L129 158H132V157H134L135 156V153L137 152V153H139V154H141V153H143V152H145V150H143V147L141 146V144H139V142H140V140H143V141H145L146 143H147V141H152V142H154V145L152 144V146H154L155 148H157V149H159V151L161 152V151H165L166 149H169V147L171 146L172 147V149H175V150H178V151H182L183 149L185 150V148H188V149H191V152H192V149H193V147H192V145H191V143L190 142H188L187 140H185L184 139V135H182L181 133H180V130L182 129V125H179V126H177V124H179V123H181V124H183L184 123V121H185V117H184V115L182 114V111H181V109H180V107H177L176 108V110H175V112H176V119H177V124L175 125V127H173L171 130H172V132H173V137H171V138H169V137H167V131L166 130H164L163 128L159 131V128H157V123L161 120V117L160 116H158V114H152V115H150V113H149V115L146 113V111L141 107V106H139V105H137V104H135V103H133L132 101H130V100H127V99H123V100H119V101H116V104ZM154 103H157L156 101H154V102H152L150 105H153ZM217 103V101L215 100V98H213V99H210L209 98V100H207V104L206 103H202L203 105L205 104L206 106H205V109H204V107H203V109L205 110V112L203 111V113H200V115H198L197 116V119L196 118H194L195 120H197V122H187V123H185V125H186V128L189 130V131H191V132H194L195 131V129L197 130V128H200L201 130H203V128H205V127H207V126H205V123H204V119L208 116V114H209V112H210V107H214V104H216ZM35 104V103H34ZM51 104V103H50ZM115 104V103H114ZM159 103H157V105H158ZM219 104V103H218ZM224 104V103H223ZM228 104V103H227ZM241 104V103H240ZM53 105V104H52ZM155 105V104H154ZM163 106H164V103L162 104ZM91 106V105H90ZM156 106V105H155ZM231 106V105H230ZM230 106H229V108H230ZM56 107V106H55ZM235 107V108H236ZM239 108L240 107H242V106H238ZM243 107H245L244 106V104H243ZM242 107V108H243ZM39 108V107H38ZM232 108V107H231ZM234 108V109H235ZM239 108H237V109H239ZM222 110H225V109H223V108H221ZM228 109V108H227ZM78 110V109H77ZM229 110H231V109H229ZM240 110V109H239ZM258 110V111H257ZM26 111V110H25ZM66 111H68V109L66 110ZM235 112V111H234ZM236 112H238V111H236ZM235 112V113H236ZM28 113H30V112H28ZM27 113V114H28ZM75 113V112H74ZM124 113V112H123ZM233 113V112H232ZM33 114V113H32ZM108 114V113H107ZM223 114V113H222ZM230 114V113H229ZM90 115V114H89ZM168 116V115H167ZM195 116V115H194ZM209 116H211V115H209ZM227 116V115H226ZM243 116V115H242ZM256 116V115H255ZM68 117H70V116H68ZM108 117H110V116H108ZM250 117V116H249ZM55 118H56V116H55ZM55 118H53V119H55ZM105 118H106V116H105ZM111 118V117H110ZM248 118V117H247ZM246 118V120L248 121V119ZM8 119V118H7ZM11 119V118H10ZM127 119V118H126ZM236 119H237V116H236ZM208 120V119H207ZM209 120H211V118H209ZM215 121L213 122V125H210V127H209V130H207V132H209L210 134H215V136H216V133H217V130L219 129V125H218V123H219V120L220 119H214ZM245 120V119H244ZM52 121V120H51ZM50 121V122H51ZM61 121V120H60ZM230 121H232L231 119H230ZM2 122L0 123V137L1 136H3L5 133H6V135H8L9 137H12V135L9 133V131H7V130H5L4 129V127H3V124H2ZM33 122V121H32ZM40 122V121H39ZM62 122H64V121H62ZM92 122V121H91ZM135 122V121H134ZM233 122H234V120H233ZM238 122V121H237ZM245 122V121H244ZM7 123H8V121H7ZM40 123H43L42 121L40 122ZM247 123V122H246ZM6 124V123H5ZM60 124V123H59ZM132 124V123H131ZM211 124V123H210ZM221 124V123H220ZM223 124V123H222ZM221 124V125H222ZM230 124V123H229ZM84 125V124H83ZM206 125H209L208 124V122L206 123ZM225 125V124H224ZM248 125H249V121H248ZM39 126V125H38ZM52 127L51 125H50V123L48 124V127ZM59 126V125H58ZM108 126H110V125H108ZM243 126V125H242ZM242 126H240L239 124H235V123H233L232 125L230 124L228 127H226L227 129H230V130H232V129H234V130H237V131H241V130H243L244 131V129L243 128H241ZM6 128H7V126H6ZM39 128V127H38ZM55 128H57V127H55ZM54 128V129H55ZM60 128V127H59ZM67 128V127H66ZM109 128V127H108ZM220 128H223V127H220ZM13 129H15V128H13ZM19 129V128H18ZM53 129V130H54ZM207 129V128H206ZM30 130V129H29ZM109 130V129H108ZM168 130V129H167ZM220 130V129H219ZM222 130V129H221ZM246 130V129H245ZM31 131L33 132L34 130H32L31 129ZM37 131H38V129H37ZM71 131V130H70ZM73 131V130H72ZM223 131V130H222ZM225 131H227V130H225ZM224 131V132H225ZM16 132V131H15ZM27 132H29L28 130H27ZM34 132H36V131H34ZM53 132V131H52ZM59 132V131H58ZM211 132H213V133H211ZM234 132V131H233ZM54 133H55V131H54ZM96 133L99 135V137L100 138H102L104 135H102V134H100V133H98V130H96ZM221 133V132H220ZM231 133V132H230ZM3 134V135H2ZM33 134V133H32ZM40 134V133H39ZM43 134H45V133H43ZM181 134V135H180ZM226 134V133H225ZM15 135V134H14ZM13 135V136H14ZM18 135V134H17ZM16 135V136H17ZM71 135V134H70ZM223 135V134H222ZM230 135V134H229ZM228 135V136H229ZM241 135H244V134H242V133H240V136ZM5 136V135H4ZM3 136V137H4ZM38 137L39 135L36 133L34 136H33V138L32 137H30L29 138V142H28V144H26L27 146L25 147V149L24 150H27V152H30L31 153V150H33L32 148L33 147H35V146H38L41 142H42V139H36V138H34V137ZM47 136H48V134H47ZM231 136H232V134H231ZM19 137V136H18ZM55 137H56V135H55ZM16 138V137H15ZM28 138V136H26V139ZM193 138V137H192ZM218 138H220L219 137V135H218ZM243 138V137H242ZM17 139V138H16ZM47 139H49V136H48V138ZM54 139V138H53ZM67 139V138H66ZM194 140H195V137L193 138ZM191 140L192 142L194 141V140ZM223 139H227V138H223ZM44 140V139H43ZM46 140V139H45ZM80 140H82V139H80ZM107 140H109V139H107ZM242 140H240V141H242ZM4 140H2V141H0V157H2L4 160L3 161H5L6 163H8V164H12L13 163V157H12V151L10 150V147H9V145H8V143L7 142H3ZM52 141V140H51ZM172 141V142H171ZM202 141H205V136H203V137H199V138H196V141H195V143L193 144V146L194 145H196L197 147H198V149H200L201 148V146H202ZM212 141V140H211ZM213 141H216L217 143H214V144H212V148H214L218 153H220V159L219 158H215V157H212V156H209V155H206L202 160H201V162H200V164H195V165H193V164H185V166H183L180 170H176V171H172V172H170V171H168L167 173L168 174H170L171 175V177L173 178V177H177V178H179V179H183V181H185V182H188V183H190V184H186L188 187H186V185H183V186H181L180 188H175V189H177L179 192H187V190H188V192H189V194L194 198L191 202H188V203H186V202H183V203H181L182 202V200H180V201H175L176 200V198H175V200H172V201H174L176 204H174V205H176L177 207L175 208V210L174 211H176V212H169V211H167L168 209H166L165 208V212L164 211H162V210H159V207H158V209L157 210H155V208H152V207H150L149 205V207L148 206H146V207H144L143 208V206H138V210L139 211H137L136 213H138V214H140L141 216H142V218H143V225L142 226H138V227H136V229L133 231V232H135V233H137V234H135V236L136 235H138V234H140V233H142V232H144V231H149V229H147V227L150 225V223L152 222V221H158V223H159V221L160 222H162V226L163 227H165V226H167V227H169L168 225H171V221H174V224H175V222L176 223H178V224H180L181 222H183V220L186 218V216L187 215H191L192 214V218H191V220H190V224L189 223H186V224H189V226L188 227H186V229L185 230H187L186 232H191V233H189V235H191V234H201L202 233V230H198L197 228H198V226L200 227V226H202V225H198V223L199 222H206L207 224H209V225H217V223H215L213 220H210V218H211V216H210V218L208 217V215L210 214H207V211H206V209H210V207L209 208H206V207H203V208H201V209H198V210H195L196 208H193L194 207V205L196 204V205H200V206H206L207 205V207H208V205H213L214 204V206H215V210H220V209H229L230 207H231V211L232 212H230V213H226L225 211L223 212V214L224 215H226L227 217H225V218H218V217H216L217 218V220H219V222L220 223H222V222H224L225 220H226V218H228V217H230V216H233L234 218L236 217V218H238L237 216H239L238 215V209L240 208V207H242V211H245V209L247 210L246 211V213H250L249 215H251L252 214V209H253V207H256V202L252 199L253 198V196H255V197H257L258 195H260V196H262V197H264V185H262V184H264V156H262L260 159H258V160H256V162L257 161H259V163H261V164H259L258 162L256 163V165L257 164H259L260 166H258L259 168H257V166L255 167V166H251L250 165V163H249V165H247V163H245L244 162V160H247L245 157H244V160L243 159H241L240 157H241V153H239L238 155L240 156L239 158L240 159H237L236 157V159H235V161L234 160H226V157H227V150L229 149L230 150V148L232 147L231 145L233 144V142H230V143H226L228 140H226V142L224 143V141L222 142V143H218V141L219 140H217V138H215L214 137V139H213ZM233 141H235V140H233ZM11 142V141H10ZM15 142V141H14ZM13 142V143H14ZM52 142H54V141H52ZM73 142V141H72ZM12 143V142H11ZM18 143H20V142H18ZM115 143V142H114ZM113 143V144H114ZM142 143V142H141ZM247 143V144H246ZM20 144H22V143H20ZM44 144V143H43ZM58 144V143H57ZM84 144L85 145H82V146H87V142L86 141H84ZM148 145H149V143H147ZM188 144V145H187ZM236 144V143H235ZM234 144V145H235ZM238 144V143H237ZM237 144H236V146H237ZM241 144V143H240ZM51 145H53V144H51ZM227 145V146H226ZM20 146V145H19ZM18 146V147H19ZM25 146V145H24ZM63 146V145H62ZM240 146V145H239ZM238 146V147H239ZM11 147H12V145H11ZM17 147V146H16ZM13 148V147H12ZM53 148V147H52ZM56 148H58V147H56ZM55 148V149H56ZM62 148V147H61ZM73 148V147H72ZM237 148V147H236ZM236 148H234L235 150H236ZM240 148V147H239ZM13 150V149H12ZM143 150V151H142ZM233 150V148L230 150V151H232ZM235 150H233V151H235ZM239 150H241V149H239ZM262 150V149H261ZM53 151V150H52ZM93 151V150H92ZM215 151V152H216ZM237 151V150H236ZM24 152V151H23ZM51 152V151H50ZM55 152V151H54ZM152 152H153V154H155V153H158L157 151H155V150H152ZM213 152V151H212ZM239 152V151H238ZM243 152H244V150H243ZM264 152V151H263ZM263 152H261V153H263ZM14 153V152H13ZM65 153H67V152H65V150H62V149H59L58 151H57V154H58V157H59V159H58V162H59V166H60V170L62 171V172H66L67 174H68V177L71 179V178H74V177H76V176H78V174H80L81 172V170L79 171L77 168H76V166L74 165V163H72L71 162V160H70V158H72L70 155L71 154H69V156H70V158H69V156L68 155H66ZM94 153V152H93ZM96 153V152H95ZM96 153V154H97ZM41 154V153H40ZM215 154V153H214ZM35 155H37V154H35ZM217 155V154H216ZM235 155V154H234ZM243 155V154H242ZM263 155H264V153H263ZM17 156V155H16ZM28 156V155H27ZM44 156V154L42 155V157ZM75 156H76V154H75ZM74 156V157H75ZM83 156V155H82ZM157 156V155H156ZM236 156V155H235ZM244 156H245V154H244ZM39 157V156H38ZM41 157V156H40ZM196 157V156H195ZM218 157V156H217ZM232 157V156H231ZM258 157H260V156H258ZM14 158H16V157H14ZM51 158V157H50ZM137 158V157H136ZM192 158V157H191ZM197 158H199V157H197ZM229 158V157H228ZM1 159V158H0ZM22 159H23V157H22ZM27 159V158H26ZM35 159V158H34ZM43 159V158H42ZM41 159V160H42ZM76 159H78V158H76ZM84 159V158H83ZM87 159V158H86ZM93 159V158H92ZM219 159V160H218ZM2 160V159H1ZM0 160V161H1ZM38 160H40V159H38ZM56 160V159H55ZM54 160V161H55ZM79 160V159H78ZM133 160V159H132ZM194 160V159H193ZM247 160V161H248ZM47 161V160H46ZM99 161V160H98ZM106 161V160H105ZM255 160H253V162H254ZM14 162H15V160H14ZM57 162V163H58ZM132 162V161H131ZM134 162V161H133ZM248 162H250V161H248ZM252 162V161H251ZM46 163V162H45ZM52 163H53V160H52ZM56 162H54V164H55ZM83 163V162H82ZM5 164V163H4ZM16 164V163H15ZM26 164V163H25ZM86 164V163H85ZM135 164V163H134ZM133 164V165H134ZM253 164V163H252ZM21 165V164H20ZM36 165V164H35ZM84 165V164H83ZM1 166H2V164H1ZM6 166V165H5ZM8 166V165H7ZM22 166H24V165H22ZM53 166H55V165H53ZM58 166V167H59ZM85 166V165H84ZM3 167H4V165H3ZM3 167H0V208H2V209H10L9 211V213H8V216H7V218H8V220L10 221V222H7V223H9V229H7L6 231H4V233H2L3 235H2V240L1 241H3V243L5 242L6 244H8V245H12L13 243H15L17 240H19V239H21L24 243H25V245L26 244H29V243H26V242H30L31 241V239L29 238V236H23V238H20L21 236H20V234L18 233V231L20 230V228L21 227H24V228H27V227H25L24 226V223L23 224H21L22 222H20V221H23L22 219L24 218L23 216H25V214H26V212L27 211H29L28 209H29V204H31V203H29V199H28V197H30V196H28L27 197V193L26 192H28V189L26 190V192L25 191H20V189L18 188V184H20L19 183V181H20V179L21 178H19V173L21 172V171H19V173H18V167H19V165H18V167H17V165H11V172L13 173V177H12V179H13V183L11 184H6V181L5 182H3V181H1V177L3 176V178H4V175L6 174V172H7V170H6V168H8V167H6V168H3ZM52 167V166H51ZM51 167L49 168V169H51ZM193 167L196 169V170H200V171H209V172H212L213 174H214V176H215V179H218V181H217V183L216 182H205V183H202L201 182V178L198 176V175H195L196 174V172L197 171H194V170H192L193 169ZM232 167H235L236 168V171H235V173L234 172H232L231 170V168ZM255 167V168H254ZM39 168V167H38ZM45 168V167H44ZM48 168V167H47ZM47 168H45V169H47ZM8 169H10V168H8ZM58 169V168H57ZM235 170V169H234ZM47 171V170H46ZM52 170H50V174L52 173L51 172ZM32 172V171H31ZM57 172H59L58 170H57ZM83 172V171H82ZM47 173V172H46ZM85 173V172H84ZM10 174V173H9ZM8 174V175H9ZM30 174V173H29ZM45 174V173H44ZM42 175V176H45V179L47 178V175ZM48 174V173H47ZM56 174H58V173H56ZM93 174V173H92ZM226 174V176H223V175H225ZM231 174V175H230ZM12 175V174H11ZM21 175H22V172H21ZM53 175V174H52ZM62 175V174H61ZM61 175H60V178H64L65 176L63 175V177H61ZM81 175H82V173H81ZM6 176V175H5ZM41 176V177H42ZM94 176V175H93ZM92 176V177H93ZM182 176H184L185 178H180V177H182ZM221 176H223V177H226L227 179H229L228 177H231L232 178V184L234 185V183L235 182H238V180H240V181H242L243 182V187L245 188L244 189V192H243V189H242V191H239L242 187L240 186V189L239 190H233L234 189V187H232V186H229V185H225L224 183V185L220 182V178H221ZM56 177V176H55ZM86 177V176H85ZM114 177V176H113ZM202 177H204V176H202ZM6 178V177H5ZM44 178V177H43ZM66 178V177H65ZM88 178V177H87ZM209 178V177H208ZM231 178H230V180H231ZM49 179V178H48ZM56 179V178H55ZM54 179V180H55ZM59 178H57V180H58ZM81 179V178H80ZM88 179H90V178H88ZM142 180V181H144L145 183H143V185H145V187H141L140 186V188H136V187H134L133 185H131V182H130V180L132 181V180ZM214 179V178H213ZM214 179V180H215ZM22 181L24 180V179H21ZM44 180V179H43ZM50 180V179H49ZM52 180V179H51ZM59 180H61V179H59ZM92 180V179H91ZM202 180H204V178L202 179ZM222 180V179H221ZM230 180H228L229 182H230ZM46 181V180H45ZM44 181V182H45ZM78 181V180H77ZM90 180H88V182H89ZM118 181V180H117ZM213 181V180H212ZM21 182V181H20ZM43 182V183H44ZM56 182V181H55ZM58 182V181H57ZM66 182H68V181H66ZM73 182H74V180H73ZM84 182V181H83ZM88 182H87V184H88ZM179 182H181V181H179ZM222 182H224V181H222ZM256 182H260L258 185H256ZM23 183V182H22ZM46 183V182H45ZM54 183V182H53ZM53 183H51L50 182V184H53ZM59 184H60V182H58ZM57 183V184H58ZM78 183V182H77ZM84 183H86V182H84ZM83 183V184H84ZM228 183V182H227ZM49 184V185H50ZM89 184H90V182H89ZM94 184V183H93ZM240 184V183H239ZM42 185V184H41ZM41 185H39V186H41ZM47 185V184H46ZM61 185V184H60ZM158 185V184H157ZM169 185V184H168ZM171 185V184H170ZM261 185V186H260ZM25 186V185H24ZM53 186H54V184H53ZM59 186V185H58ZM63 186H65V185H63ZM66 186H68V185H66ZM65 186V187H66ZM70 186V185H69ZM80 186V185H79ZM79 186H78V188H79ZM83 186V185H82ZM85 186V185H84ZM91 186H92V184H91ZM95 186H98V185H95ZM134 188H133V187ZM136 186V185H135ZM151 186V185H150ZM20 187H23V186H20ZM44 187V186H43ZM73 187V186H72ZM190 187H191V191H193L194 193H191L190 192ZM24 188V187H23ZM50 188V187H49ZM51 188H52V186H51ZM64 187H62V189H63ZM67 188V187H66ZM66 188H64V189H66ZM87 188V187H86ZM92 188V187H91ZM95 188V187H94ZM136 188V189H135ZM37 189V188H36ZM39 189V188H38ZM38 189H37V191H38ZM54 187L52 188V196H53V192H54ZM55 189H57V187H56V184H55ZM58 189H60V188H58ZM58 189H57V193L60 191H58ZM70 188H68V189H66V190H69ZM84 189V187H82V190ZM90 189V188H89ZM87 190L86 192H88V191H91V190ZM96 189V188H95ZM100 189V188H99ZM153 189V188H152ZM237 189V188H236ZM86 190V189H85ZM84 190V191H85ZM97 190V189H96ZM102 190V189H101ZM118 190V191H119ZM40 191V190H39ZM51 191V190H50ZM83 191V192H84ZM166 191V190H165ZM174 191V190H173ZM176 191V190H175ZM35 192H36V190H35ZM35 192H34V194H35ZM60 192H62V191H60ZM67 192V191H66ZM79 192H81V191H79ZM92 192H93V190H92ZM154 192V193H153ZM37 193V192H36ZM38 193H40V192H38ZM50 193V192H49ZM65 193V192H64ZM67 193H69V191L67 192ZM27 194V195H26ZM41 194V193H40ZM39 194V195H40ZM43 194V193H42ZM45 194V193H44ZM81 194H83V193H81ZM115 194H117V193H115ZM121 194V193H120ZM165 194V193H164ZM172 194V193H171ZM39 195H37V196H39ZM65 195V194H64ZM63 195V196H64ZM69 195H70V193H69ZM48 196H50V194H48ZM51 196V197H52ZM57 196V195H56ZM74 196V195H73ZM90 196V195H89ZM177 196V195H176ZM260 196L258 197V198H260ZM51 197L49 198V199H51ZM70 197H71V195H70ZM80 197V196H79ZM78 197V198H79ZM254 197V198H255ZM31 198H33V197H31ZM54 198L55 199H58V198H56L55 197V195H54ZM65 198V197H64ZM75 198V197H74ZM74 198H72V199H70V200H74ZM77 198V199H78ZM82 198H84V197H82ZM115 198V197H114ZM249 198H250V200H249ZM43 199V198H42ZM62 199V198H61ZM89 199H91V197L89 198ZM109 199H113V198H109ZM179 199H180V197H179ZM257 199V198H256ZM255 199V200H256ZM264 199V198H263ZM52 200H54V199H52ZM51 200V201H52ZM63 200V199H62ZM66 200V199H65ZM68 200V199H67ZM85 200V199H84ZM249 200V202L245 205L244 204V206H243V202L245 203L246 201H248ZM262 200V199H261ZM260 200V201H261ZM37 201V200H36ZM35 201V202H36ZM64 201V200H63ZM62 201V202H63ZM74 201H76V200H74ZM169 201H170V199H169ZM186 201V200H185ZM258 201V200H257ZM259 201V202H260ZM31 202V201H30ZM40 202V201H39ZM53 202H55V201H53ZM62 202H61V204H62ZM86 202H88V201H86ZM100 202V201H99ZM263 202H264V200H263ZM67 203V202H66ZM69 203H71V202H69ZM77 203V202H76ZM75 203V204H76ZM82 203V202H81ZM91 202L89 201L87 204H90ZM115 203L118 205V206H116L114 209H112V213L113 214H119V216H124L125 218H127L128 216H127V213H126V211L128 210V209H130L131 208V200L130 199H128L127 197H125V194H121V195H119L118 197H116L115 198ZM262 203V202H261ZM35 204H37V203H35ZM64 204V203H63ZM80 204V203H79ZM254 204H255V206H254ZM34 205V204H33ZM45 205V204H44ZM48 205H50V204H48ZM54 205V204H53ZM65 205V204H64ZM69 205V204H68ZM68 205H67V207H68ZM71 205V204H70ZM91 205V204H90ZM248 205V206H247ZM258 205H259V203H258ZM39 206V205H38ZM43 206V205H42ZM46 206V205H45ZM54 206H56V205H54ZM62 206V205H61ZM66 206V205H65ZM82 206H84V205H82ZM165 206V205H164ZM163 206V207H164ZM172 206V205H171ZM170 206V207H171ZM260 206V205H259ZM32 207V206H31ZM50 207V206H49ZM59 207V206H58ZM74 207H76V206H74ZM79 206H77V208H78ZM88 207V206H87ZM95 207H96V205H95ZM102 207V206H101ZM114 207V206H113ZM169 207V206H168ZM167 207V208H168ZM264 207V206H263ZM48 207H46V209H47ZM51 208H52V206H51ZM51 208H50V210H51ZM84 207H82L81 209H83ZM86 208V207H85ZM112 208V207H111ZM173 208V207H172ZM261 208V207H260ZM30 209H32V208H30ZM45 209V208H44ZM66 209V208H65ZM64 209V210H65ZM257 209V208H256ZM264 209V208H263ZM262 209V210H263ZM33 210V209H32ZM53 210V209H52ZM51 210V211H52ZM63 210V209H62ZM68 210V209H67ZM75 210H77V209H75ZM132 210V209H131ZM170 210H172V209H170ZM214 210V211H215ZM261 210V212L263 213V211ZM3 211H5V210H3ZM50 211V212H51ZM87 211V210H86ZM94 211H95V209H94ZM97 211V210H96ZM167 211V212H166ZM213 211V212H214ZM254 211H255V209H254ZM37 212H39V211H37ZM56 212H60V211H56ZM63 211H61V213H62ZM71 212V211H70ZM105 212H106V210H105ZM129 212V211H128ZM164 212V213H163ZM168 212H169V214H168ZM209 212V211H208ZM219 213H220V211H218ZM256 212H257V210H256ZM5 213H7V212H5ZM32 212L30 211V213H27V215L28 214H31ZM36 213V212H35ZM40 213V212H39ZM38 213V214H39ZM64 213H66V211H64ZM194 213V214H193ZM241 213V212H240ZM239 213V214H240ZM4 213H1L0 214V219L1 218H5V214L3 215ZM58 214H60V213H58ZM58 214H56V216H58ZM69 214V213H68ZM75 214V213H74ZM72 215V213H71V215H68V223L67 224H69L68 225V228L70 229L71 227H77V226H79V224H78V219H80V217H78V216H80V215H78V216H76V215ZM80 214H81V212H80ZM87 214H88V211H87ZM244 213H242V215H243ZM247 214V215H248ZM256 214V213H255ZM261 214V213H260ZM36 215V214H35ZM40 215V214H39ZM48 215H50V214H48ZM52 215H54V214H52ZM66 215V214H65ZM64 215V216H65ZM241 215V216H242ZM264 215V214H263ZM29 217H30V215H28ZM27 216V217H28ZM33 216V215H32ZM44 216V215H43ZM47 216V215H46ZM64 216H61V217H63L64 218ZM220 216H222V214L220 215ZM246 216V215H245ZM251 216H253V215H251ZM259 217H260V215H258ZM23 217V218H22ZM37 217V216H36ZM67 216H65V218H66ZM110 217V216H109ZM191 217V216H190ZM248 218H249V216H247ZM255 217V215L253 216V218ZM7 218H6V220H7ZM59 218V217H58ZM87 218V217H86ZM85 218V219H86ZM90 218V217H89ZM235 218V219H236ZM30 219V218H29ZM34 219V218H33ZM38 219V218H37ZM40 219V218H39ZM38 219V220H39ZM114 219V218H113ZM122 219H124V218H122ZM228 219H230V218H228ZM227 219V220H228ZM243 219V218H242ZM241 218H240V220L241 221H243ZM254 219H256V218H254ZM264 219V218H263ZM27 220H28V218H27ZM66 219H64V221H65ZM108 219H106V221H107ZM221 220V221H220ZM234 220V219H233ZM24 221H26V220H24ZM42 221V228H41V230H40V233L38 232V233H35L34 234V236L35 235H37V236H35V238H37V239H39V238H45V239H47V241L49 242V243H52V244H55V243H59V242H61V243H63L64 242V238L66 239L67 237L68 238H70V236H66L65 237V235L63 234L64 233V229L62 228V226H61V224L62 223H60V222H58L59 221V219H58V221L56 220V218L54 219H45V220H41ZM60 221H62V220H60ZM88 221V220H87ZM105 221V220H104ZM250 221H251V219H250ZM255 221V220H254ZM254 221H252V223L254 222ZM257 221V220H256ZM264 221V220H263ZM28 222V221H27ZM33 222V220L31 219V221H30V223H32ZM35 222V221H34ZM37 222V221H36ZM83 222V221H82ZM89 222V221H88ZM100 222H102L101 220H100ZM131 222H134V220H132ZM187 222V221H186ZM226 222V221H225ZM224 222V223H225ZM228 222V221H227ZM232 222H235V221H232ZM240 222V221H239ZM244 222V221H243ZM258 222V221H257ZM262 222V221H261ZM5 223V222H4ZM11 223V224H10ZM94 223V222H93ZM129 223V222H128ZM157 223V224H158ZM185 223V222H184ZM259 223H260V221H259ZM258 223V224H259ZM28 224V223H27ZM27 224H25V225H27ZM38 224V223H37ZM102 224H103V222H102ZM223 224V223H222ZM228 224V223H227ZM236 224V223H235ZM239 224V223H238ZM2 225V224H1ZM5 225H7V224H5ZM92 225V224H91ZM99 225V224H98ZM176 225V224H175ZM204 225H205V223H204ZM230 225V224H229ZM233 225V224H232ZM231 225V226H232ZM237 225V224H236ZM240 225V224H239ZM261 225V226H260ZM259 225V227L261 228V230L263 229L262 228V223ZM33 226H35V225H33ZM90 226V225H89ZM92 226H94V227H96L95 225H92ZM92 226H90V227H92ZM186 226V225H185ZM221 226V225H220ZM224 226V225H223ZM235 226V225H234ZM233 226V227H234ZM241 226V225H240ZM258 226V225H257ZM7 227V226H6ZM5 227V228H6ZM31 227V226H30ZM37 225H36V229H37ZM121 227V226H120ZM172 227H174V226H172ZM213 227V226H212ZM219 227V226H218ZM249 227H250V225H249ZM264 227V226H263ZM4 228V229H5ZM39 228V227H38ZM93 228V227H92ZM98 228V227H97ZM151 228V227H150ZM181 228V227H180ZM204 228V227H203ZM211 228V227H210ZM232 228V227H231ZM230 228V229H231ZM241 230L242 231H244L245 233H246V230L248 229L247 228V226L246 225H242L241 226ZM255 228V227H254ZM258 228V227H257ZM0 229H1V226H0ZM22 229V231H23V228H21ZM30 229V228H29ZM34 229V228H33ZM36 229H34L35 230V232H36ZM164 228H162V231H159V232H153L151 235L149 234V242L147 243V245L148 246H150L151 245V242H159V241H161L162 239H163V236H164V234H165V231L163 230ZM202 229V228H201ZM205 229V228H204ZM215 229H216V226H215ZM235 229V228H234ZM238 229H239V227H238ZM71 230V229H70ZM78 230V229H77ZM76 230V231H77ZM90 230V229H89ZM88 230V231H89ZM94 230V229H93ZM209 230V229H208ZM214 230V229H213ZM212 230V231H213ZM235 230H237V229H235ZM251 230H252V228H251ZM255 230V229H254ZM29 231V230H28ZM38 231H39V229H38ZM101 231V230H100ZM230 231V230H229ZM234 231V230H233ZM239 231V230H238ZM241 231V232H242ZM264 231V230H263ZM3 232V231H2ZM34 232V231H33ZM32 232V233H33ZM90 232V231H89ZM95 232V231H94ZM139 232V233H138ZM172 232V231H171ZM204 232V231H203ZM208 232V231H207ZM210 232H211V230H210ZM230 232H232V231H230ZM235 232H237V231H234V232H232L233 234L235 233ZM252 232V231H251ZM257 232V231H256ZM258 232H260L259 231V229H258ZM22 233H24V232H22ZM21 233V234H22ZM67 233V232H66ZM65 233V234H66ZM87 233V232H86ZM250 233V232H249ZM28 234V233H27ZM63 234V236H61ZM72 234V233H71ZM70 234V235H71ZM76 234H78V232H76ZM211 234V233H210ZM235 234H237V233H235ZM239 234V233H238ZM241 234V233H240ZM239 234V235H240ZM252 233H250V235H251ZM24 235V234H23ZM29 235H31V232L29 233ZM67 235V234H66ZM73 235H75V234H73ZM146 235V234H145ZM258 235H259V233H258ZM261 235V234H260ZM263 235V234H262ZM261 235V236H262ZM228 236V235H227ZM247 236V235H246ZM30 237H33V235L32 236H30ZM64 237V238H63ZM75 237V236H74ZM92 237V236H91ZM140 237V236H139ZM242 237V236H241ZM260 236H258V237H256V239H254L253 238V243H254V240H257L258 238H259ZM67 238V239H68ZM109 238H111V237H109ZM109 238H106L107 240L109 239ZM145 238V237H144ZM195 238V237H194ZM200 238V237H199ZM202 238V237H201ZM244 238V237H243ZM252 238V237H251ZM261 238V237H260ZM44 239V240H45ZM93 239V238H92ZM245 239V238H244ZM262 239H264V238H262ZM261 239V240H262ZM35 240V239H34ZM83 240V239H82ZM81 240V247L79 248L80 250H79V252H80V254H84V253H86L87 251H88V247H86L84 244H83V241ZM90 240V239H89ZM98 240V239H97ZM131 240V239H130ZM194 240V239H193ZM196 240H198V239H196ZM202 241H203V239H201ZM0 241V242H1ZM70 241V240H69ZM92 241V240H91ZM206 241H207V245H206V250H207V252H209V255H207V253H206V258L205 259H203V258H199V259H197L199 262H200V264H209V262H210V259H211V257L213 256V254H221V257L223 258L225 255H227V252H229V250H230V252L232 251V249H234V246L236 245V244H233L230 240V242H225L224 241V239H223V235H222V233H221V231L219 230V229H216V230H214V232L211 234V235H209V236H207L206 237ZM213 241H215V244H213ZM237 241H238V239H237ZM245 241H247V239L245 240ZM259 241V240H258ZM19 242H21V241H19ZM66 242V241H65ZM71 242H73L74 243V240L73 241H71ZM94 242H96V241H94ZM190 242V241H189ZM233 242H235V240L233 239ZM241 242H243V241H241ZM2 243V242H1ZM0 243V244H1ZM22 243V242H21ZM36 243V242H35ZM60 243V244H61ZM69 243V242H68ZM183 243V242H182ZM191 243V242H190ZM194 243V242H193ZM202 243V242H201ZM239 243V242H238ZM252 243V242H251ZM257 243V242H256ZM255 243V244H256ZM6 244H4V245H6ZM20 244V243H19ZM31 245H33L34 244V241H31V243H30ZM64 244H66V243H64ZM94 244V243H93ZM155 244V243H154ZM243 244V243H242ZM2 245V248H3V244H1ZM16 245V244H15ZM24 245V246H25ZM35 245V244H34ZM59 245V244H58ZM69 245V244H68ZM78 245H79V243H78ZM240 245V244H239ZM244 245H246V244H244ZM254 245V244H253ZM27 246V245H26ZM45 246V245H44ZM62 246V245H61ZM65 246V245H64ZM67 246V245H66ZM69 246H72V245H69ZM69 246H67V247H69ZM90 246V245H89ZM94 246H96V245H94ZM256 246H258V245H256ZM5 247V246H4ZM10 247H14L13 245L12 246H10ZM30 247V246H29ZM33 247V246H32ZM59 247V246H58ZM242 247V246H241ZM247 247V246H246ZM254 247V246H253ZM6 248V247H5ZM17 248V247H16ZM20 248V247H19ZM37 248V247H36ZM74 248H76L77 249V247H74ZM195 248V247H194ZM257 248H259V246L257 247ZM7 249H10V248H8V246H7ZM7 249H5V250H7ZM25 249V248H24ZM49 249V248H48ZM66 249V248H65ZM73 249V248H72ZM90 249H94V248H90ZM138 249H140V248H138ZM137 249V250H138ZM146 249V248H145ZM235 249H237V247L235 248ZM245 248L243 247L242 249H240V251H243ZM247 249V248H246ZM250 249H251V247H250ZM1 250V249H0ZM15 250V249H14ZM19 250V249H18ZM22 250V249H21ZM28 250V249H27ZM40 250V249H39ZM69 250H70V248H69ZM95 250H96V247H95ZM112 250H113V248H112ZM10 251V250H9ZM13 251V250H12ZM16 251H17V249H16ZM20 251V250H19ZM60 251V250H59ZM94 251V250H93ZM146 251H147V249H146ZM235 251V250H234ZM249 251V250H248ZM259 251V250H258ZM262 251V250H261ZM18 252V251H17ZM32 252V251H31ZM35 252V251H34ZM36 252H37V250H36ZM78 252V251H77ZM76 252V253H77ZM126 252V251H125ZM174 252V251H173ZM7 253H9L8 251H7ZM20 253V252H19ZM22 253V252H21ZM33 253V252H32ZM40 253V252H39ZM43 253V252H42ZM41 253V254H42ZM63 253V252H62ZM263 253V252H262ZM11 254H12V256H13V253L11 252ZM15 254H16V257H20V256H17V253L15 252ZM71 254H73V253H71ZM79 254V255H80ZM89 254V253H88ZM182 254V253H181ZM186 254V253H185ZM204 254V253H203ZM225 254V255H224ZM240 254V253H239ZM246 253H245V251H244V255H245ZM248 254V253H247ZM252 254V253H251ZM253 254H255V253H253ZM0 255H1V252H0ZM7 255V254H6ZM19 255V254H18ZM31 255H33V254H31ZM35 255V254H34ZM39 255V254H38ZM57 255H59V253L57 254ZM56 255V256H57ZM64 255H66L65 254V252H64ZM63 255V256H64ZM110 255V254H109ZM242 255V254H241ZM30 256V255H29ZM42 256V255H41ZM54 256V255H53ZM163 256V255H162ZM182 256H183V254H182ZM190 256V255H189ZM202 256V255H201ZM219 256V255H218ZM248 256V255H247ZM256 256V255H255ZM5 257V256H4ZM9 257H10V254H9ZM68 257V256H67ZM74 257V256H73ZM79 257H81V256H79ZM79 257L77 258V259H79ZM148 257V256H147ZM251 257H253L254 258V255L253 256H251ZM26 258V257H25ZM33 258H36L35 256H33ZM47 258H48V256H47ZM75 258V257H74ZM94 258H96V257H94ZM179 258V257H178ZM182 258V257H181ZM222 258H221V260H222ZM240 258V257H239ZM238 258V259H239ZM7 259V258H6ZM28 259H30L29 257H28ZM37 259V258H36ZM76 259V260H77ZM82 259V258H81ZM87 259V258H86ZM187 259V258H186ZM4 260V259H3ZM62 260V259H61ZM75 260V259H74ZM83 260V259H82ZM90 260V259H89ZM140 260V259H139ZM178 260H180V259H178ZM228 260V259H227ZM226 260V261H227ZM251 260V259H250ZM254 260V259H253ZM256 260V259H255ZM22 261H25V260H22ZM29 261V260H28ZM32 261H35V260H32ZM41 261V260H40ZM52 261V260H51ZM130 261H131V259H130ZM218 261V260H217ZM223 261V260H222ZM248 261H249V259H248ZM258 261V260H257ZM4 262V261H3ZM26 262H27V259H26ZM45 262H48L47 260H45ZM93 262V261H92ZM132 262V261H131ZM180 262V261H179ZM185 262V261H184ZM219 262V261H218ZM234 262V261H233ZM25 262H23V264H24ZM28 263V262H27ZM34 263V262H33ZM50 263V262H49ZM183 263V262H182ZM237 263V262H236ZM254 263V262H253ZM38 264V263H37ZM59 264V263H58ZM60 264H73V263H71L69 260H67V258H66V260L65 261H62V263H60ZM95 264V263H94ZM174 264V263H173ZM184 264V263H183ZM188 264H190V263H188ZM223 264V263H222ZM226 264H227V262H226ZM243 264V263H242ZM250 264H252V263H250ZM255 264V263H254ZM257 264V263H256Z\"/></svg>",
  "mask_w": 264,
  "mask_h": 264
}]
</instances>
